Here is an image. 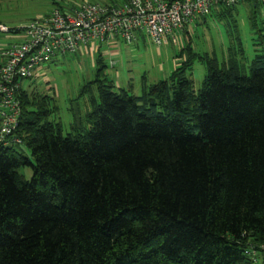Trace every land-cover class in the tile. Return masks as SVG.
Masks as SVG:
<instances>
[{
  "label": "trees",
  "instance_id": "obj_1",
  "mask_svg": "<svg viewBox=\"0 0 264 264\" xmlns=\"http://www.w3.org/2000/svg\"><path fill=\"white\" fill-rule=\"evenodd\" d=\"M243 3L264 19V0L209 12ZM184 43L140 94L104 82L93 55L81 92L96 95L66 134L47 96L20 90L22 142L0 146V264H264V57L249 74L207 58L195 90Z\"/></svg>",
  "mask_w": 264,
  "mask_h": 264
},
{
  "label": "rangeland",
  "instance_id": "obj_2",
  "mask_svg": "<svg viewBox=\"0 0 264 264\" xmlns=\"http://www.w3.org/2000/svg\"><path fill=\"white\" fill-rule=\"evenodd\" d=\"M81 2L120 6L125 0H0V24L9 29L19 28L52 9L68 8ZM246 5L238 4L229 16L220 18H216L212 10L205 20L200 19L191 24L190 29H183L182 43L190 41L193 52L200 56L193 60L190 74L195 90L201 87L206 74L207 58L214 59L217 65L234 58L244 65V74H249L251 60L264 57L263 16L258 13L251 17ZM8 33L0 31V45L5 44ZM115 49L118 56L113 67L109 57L104 58V82L112 81L116 91L122 88L129 94H140L143 83L149 85L167 77L182 59L176 57L178 46L168 43L157 47L145 36L133 45L120 43ZM96 68L89 56L57 55L43 68L40 76L24 80L23 85L47 96V107L51 111L47 119L60 123L62 133L66 134L71 131L76 116L84 118L89 96L96 95L94 84L90 93L81 92L83 85L95 78ZM19 150L30 156L24 146L21 145ZM19 172L26 179L32 174L27 166L20 167Z\"/></svg>",
  "mask_w": 264,
  "mask_h": 264
},
{
  "label": "built area",
  "instance_id": "obj_3",
  "mask_svg": "<svg viewBox=\"0 0 264 264\" xmlns=\"http://www.w3.org/2000/svg\"><path fill=\"white\" fill-rule=\"evenodd\" d=\"M241 0H125L120 6L81 2L31 19L14 34L18 41L0 47V146L21 144L15 129L23 81L39 76L57 55L107 54L139 35L157 47L182 46L181 33L214 5ZM0 31L10 32L0 24ZM110 66L115 58H109Z\"/></svg>",
  "mask_w": 264,
  "mask_h": 264
},
{
  "label": "crops",
  "instance_id": "obj_4",
  "mask_svg": "<svg viewBox=\"0 0 264 264\" xmlns=\"http://www.w3.org/2000/svg\"><path fill=\"white\" fill-rule=\"evenodd\" d=\"M143 35H139L138 36V39L137 40H139V38L140 37H142ZM6 41H5V44H2V45H0V47L1 46H5V45H9V44H11V43H14V42H17L18 41V37L14 34V33H12V34H10V33H8L6 36ZM137 42V41H136ZM135 42V43H136ZM107 52V54H105V55H103L104 56V58L107 56V57H109L110 58V56L111 57H114V58H116L117 56H118V53H117V51H116V49H109L108 51H106ZM93 55H95V53H92V55H90V57H91V60H92V63L94 62V60H93ZM93 56V57H92ZM115 62H116V60H115ZM40 76V75H39ZM116 84V83H115ZM31 89H33V88H31ZM22 90L25 92V93H28V92H30L31 90H30V86H27V85H23L22 84Z\"/></svg>",
  "mask_w": 264,
  "mask_h": 264
}]
</instances>
